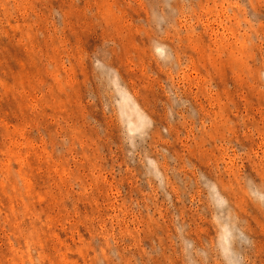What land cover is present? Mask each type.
I'll return each mask as SVG.
<instances>
[{"label": "rangeland", "instance_id": "rangeland-1", "mask_svg": "<svg viewBox=\"0 0 264 264\" xmlns=\"http://www.w3.org/2000/svg\"><path fill=\"white\" fill-rule=\"evenodd\" d=\"M0 264H264V0H0Z\"/></svg>", "mask_w": 264, "mask_h": 264}]
</instances>
